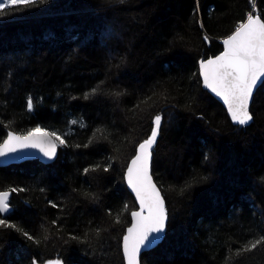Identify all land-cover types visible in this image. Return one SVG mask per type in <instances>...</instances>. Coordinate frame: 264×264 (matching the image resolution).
Listing matches in <instances>:
<instances>
[{
  "label": "trees",
  "instance_id": "16d2710c",
  "mask_svg": "<svg viewBox=\"0 0 264 264\" xmlns=\"http://www.w3.org/2000/svg\"><path fill=\"white\" fill-rule=\"evenodd\" d=\"M5 11L0 144L37 126L66 144L53 164L0 166V191L17 189L0 213L16 225L0 226V264H126L136 200L125 171L157 115L167 234L142 264H264V242L236 254L264 237V82L254 120L240 125L199 71L249 12L264 19V0H36Z\"/></svg>",
  "mask_w": 264,
  "mask_h": 264
},
{
  "label": "snow or ice",
  "instance_id": "6c2138e0",
  "mask_svg": "<svg viewBox=\"0 0 264 264\" xmlns=\"http://www.w3.org/2000/svg\"><path fill=\"white\" fill-rule=\"evenodd\" d=\"M36 0H0V15H7V7L12 6H28L35 4ZM207 39V37H205ZM225 51L215 58L202 60L201 71L205 76V83L212 87L216 84L223 89L218 93L222 95L227 102L232 120L240 125L248 124L252 119V115L248 110V104L252 97L253 88L259 80L264 78V19H261L259 14L249 12L245 21L241 22L236 30L223 41ZM207 66V67H206ZM209 78L212 83H209ZM216 89L213 88V91ZM97 89L93 88L91 94H95ZM86 94V98H87ZM34 107L31 97L27 99V109L31 111ZM162 117L157 115L153 120V127L148 139L144 140L138 146L137 155L132 160L128 168V183L136 191L137 196L145 193V198H142L141 207H146L148 210L147 216H142L141 213L133 212V217H139V222L134 224L132 228L127 230L128 235L123 238V251L127 264H139L138 256L142 247L158 239V234L162 233L166 227L167 213L164 208V202L159 194V190L152 183L151 177L148 174V164L151 156L149 149L156 143L159 135ZM76 124L77 121H71ZM98 132L101 130L98 129ZM57 136L55 132L49 133L47 129H41L39 126L29 130L23 138L14 134H9V140L5 141V145H0V156L5 155L4 146L11 141L22 144L27 147L28 142H32L33 147H38L41 143L47 141L52 145L50 137ZM95 138V134H94ZM61 144H66L62 137H58ZM9 152L14 151L9 147ZM141 151L143 155H141ZM45 155L52 159L56 152L54 146L51 150L45 152ZM139 162V164H138ZM134 165L137 167L133 168ZM97 168L99 165L96 166ZM95 170V169H93ZM107 170V169H105ZM89 169H85V172ZM134 175V179H133ZM17 189L9 191H0V213L11 211V206L8 203L10 192H15ZM56 207V205H53ZM119 221V216L116 217ZM53 223H56L53 221ZM0 226H8L16 228V225H9L5 219H0ZM23 235L29 239H34L28 232H23ZM38 243V241H36ZM264 242V237L258 240L250 241L248 244L238 249L236 254L240 255L243 252L255 249L257 245ZM37 264V261H33ZM46 264H63L61 260H49ZM226 264L228 262L226 261Z\"/></svg>",
  "mask_w": 264,
  "mask_h": 264
},
{
  "label": "water",
  "instance_id": "95a60500",
  "mask_svg": "<svg viewBox=\"0 0 264 264\" xmlns=\"http://www.w3.org/2000/svg\"><path fill=\"white\" fill-rule=\"evenodd\" d=\"M262 18L261 15H259ZM232 35V34H230ZM229 35V36H230ZM227 36V37H229ZM224 38L222 40V43L225 39ZM225 45L223 43V50L218 53L217 55L215 56H212V57H209V58H201L200 61H199V71H200V76H201V80H202V84H203V87L209 91L219 102H221V104L224 106V108L226 109V112L230 118V120L232 122H234L232 120V116L229 112V109H228V106H227V102L225 101L224 97L222 95H219L218 93L222 92L223 89L220 88L219 86H217L216 84H212V87H209L206 83H205V76L202 75V71H201V61L202 60H208L210 58H215L216 56H219L222 52L225 51ZM207 67V66H206ZM264 82V78H262L261 80H259L257 82V84L255 85V87L253 88V93H252V97L249 101V104H248V110L249 112L251 113L253 119L249 122L251 123L253 120H254V115L252 113V104L254 102V99H255V96H256V93L258 91V89L260 88V86L262 85V83ZM209 83L211 84L212 81L211 79L209 78ZM213 88H215L216 90L213 91ZM162 117V115H159ZM235 123V122H234ZM248 123V124H249ZM161 125H162V120H161ZM161 129V127H160ZM49 133H52L50 131H48ZM14 134V135H17V136H20V137H24L26 136V134H20V133H17L15 131H10L9 134ZM9 134L7 135L6 139L0 144V145H5V141L9 140ZM159 134H160V131H159ZM159 136V135H158ZM158 136H157V139H158ZM51 141H52V145H49L47 143V141L41 143L38 147H33L32 146V142L29 141L28 142V146L25 147V146H22V144H19V143H16L14 141H11L8 145L4 146V152H5V155L3 156H0V166H8V165H12V164H19V163H22L24 161H27V160H34V159H39L41 160L42 162L46 163V164H53L57 161V159L59 158V155H60V144H59V140L57 139L56 136H52L50 137ZM157 139H156V142H157ZM141 144V143H140ZM156 144V143H155ZM154 144V145H155ZM154 145L151 147V149H149V151L151 152V156H150V159H149V164H148V174L149 176L151 177V180H152V183L156 186V188L159 190V194L160 196L162 197L163 199V202H164V208L166 210V213H167V209H166V199H165V196L163 194V191H162V188L161 186L159 185V183L156 181L155 177H154V174H153V148H154ZM54 146L55 148V152H56V155L54 158L52 159H49L46 155H45V152L51 150V148ZM9 147L13 148L14 151H11L9 152ZM138 150V148H137ZM137 155V151L134 155V157L130 160L129 164H128V167L125 171V183L127 185V188L129 190V192L134 196L135 200H136V208L132 211L133 212H138V213H141L142 216H147L148 215V210L146 207L142 208L141 207V199L142 198H145V193H141L140 196H137L136 194V191L129 185L128 183V168L129 166L131 165L132 163V160L136 157ZM141 155H143V152L141 151ZM139 164V162H138ZM137 167V165H134L133 168L135 170V168ZM134 175H133V179H134ZM3 191H9V190H3ZM10 197H11V192H10V196L8 198V203L10 204ZM11 206V211L9 212H6V213H1L3 216H8L12 211H13V206L10 204ZM132 213H131V222H130V225L127 227L126 229V232L124 234L125 235H128V232L127 230L129 228H132L134 224H137L139 222V217H133L132 216ZM167 224H168V214H167V221H166V227H165V230L162 232V233H159L158 234V239H156L154 242L148 244L146 247H142L141 248V251L139 253V256H138V260H139V264H142V255L144 252H147V251H151L153 249H155L157 246H159L164 240H165V237H166V234H167ZM123 236V238H124ZM123 238H122V251H123ZM123 257H124V251H123ZM35 261H37V264H46V262H41V261H38L37 259H34ZM124 260H125V263L127 264V261L124 257ZM64 264V263H63Z\"/></svg>",
  "mask_w": 264,
  "mask_h": 264
},
{
  "label": "bare ground",
  "instance_id": "6f19581e",
  "mask_svg": "<svg viewBox=\"0 0 264 264\" xmlns=\"http://www.w3.org/2000/svg\"><path fill=\"white\" fill-rule=\"evenodd\" d=\"M255 9H257V6L255 5V7H254V9L253 10H255ZM254 12V11H253ZM262 86V85H261ZM11 194H12V192H11ZM2 215V214H1ZM3 216V215H2ZM3 217H6V216H3Z\"/></svg>",
  "mask_w": 264,
  "mask_h": 264
}]
</instances>
